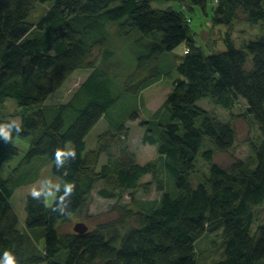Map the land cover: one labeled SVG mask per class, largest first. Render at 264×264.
I'll use <instances>...</instances> for the list:
<instances>
[{
  "label": "trees",
  "instance_id": "16d2710c",
  "mask_svg": "<svg viewBox=\"0 0 264 264\" xmlns=\"http://www.w3.org/2000/svg\"><path fill=\"white\" fill-rule=\"evenodd\" d=\"M157 1L168 0H0V124L15 120L3 114L12 99L23 109L21 119L15 120L22 127L18 136H32L13 172L0 177V259L11 250L19 264H201L196 242L208 231L223 237L224 256L214 264H264V0H215L214 25L230 27L242 14L252 24L261 23V32L240 47L226 36L227 49L210 54L197 43L185 11L171 4L157 6ZM185 1L207 6V0ZM46 2L50 6L39 20L30 21L37 3ZM126 21L144 48L136 73L126 83L150 70L136 85L128 84L129 94L159 79L158 57L186 43L176 66L179 76L142 137L157 147L160 164L138 161L128 142L112 137L113 132L105 134L96 151L87 149V136L103 117L123 135L126 120L137 116L134 110L117 115L127 95L123 99L115 74L91 60L100 48L105 59L113 56L108 25ZM84 67L92 70L71 97L46 105ZM203 98L224 108L243 98L261 136L252 142L248 158L228 166L212 162L206 179L193 186L191 175L202 145L209 141L203 155L212 160L215 151L229 150L237 139L231 121L197 103ZM16 137L15 132L9 142L0 137V168L20 153ZM69 144L75 155L57 165L56 150ZM102 152L107 161L98 170ZM38 158L53 162L60 186L51 205L43 195H26L20 227L11 197L36 178L31 169ZM160 168L173 180V190L158 178ZM146 174L158 179L162 194L145 210L124 208L117 220L84 233L60 230L61 221L88 207V196L99 182L104 184L98 190L101 196L120 200L141 186ZM66 182L74 190L64 196ZM150 186L142 184L146 190Z\"/></svg>",
  "mask_w": 264,
  "mask_h": 264
},
{
  "label": "rangeland",
  "instance_id": "374dc122",
  "mask_svg": "<svg viewBox=\"0 0 264 264\" xmlns=\"http://www.w3.org/2000/svg\"><path fill=\"white\" fill-rule=\"evenodd\" d=\"M169 4L175 9H183L185 11L191 21L197 43L208 54L226 50V36H230L236 46L240 47L244 42L256 39L261 32V23L252 24L242 14L230 27L225 24L214 25L212 17L215 0H207L205 8L199 5H191L190 2L185 0L155 2V5L163 7ZM49 6L50 2L37 3L30 14V21L36 23ZM108 26L110 29L108 47L113 49L114 54L110 58L105 59L104 49H96L91 60L115 74L118 85L123 91V99L127 95L119 105L117 115L122 116L127 111L134 110L137 111V116L134 119L126 120L123 135L117 134L107 119L103 117L88 134L87 149L90 152L96 151L105 134L113 132L112 137L124 139L128 142L130 148L135 152L138 161L141 163L157 161L160 164L161 160L157 147L143 142L142 137L147 129V122L153 119L155 111L162 106L167 94L174 86L175 79L179 76L176 66L180 62L181 56L184 55L186 43H181L173 51L158 57V68L162 71V76L159 79L137 93L129 94L127 93L128 84H131L129 86L136 85V83H139L148 76L150 71L149 68L145 69L126 83V80L136 73V60L144 48L140 47L137 41L139 34L132 27L130 21H126L125 24L110 22ZM91 70L89 67H84L75 71L60 89L49 96L46 105L56 106L68 100ZM197 103L222 120L231 121L236 129L237 139L229 150L215 151L212 160L207 159L203 155V152L210 146L209 141H206L202 145L197 156L196 167L191 175L193 186L198 185V183L206 179L212 162L228 166L236 159L248 158L253 154L252 142L258 140L261 136L259 124L254 115L249 112L247 102L243 98H239L237 103L231 108L217 105L209 98H203L197 101ZM22 112L23 109L12 99L7 101L3 110V114L6 117L18 121L21 119ZM31 142L32 136H17L15 138V143L19 146L20 153L1 166L0 177L6 178L13 172L30 147ZM71 147L72 145L69 144L68 149H71ZM106 161L107 154L102 152L97 169L99 170L100 166ZM52 166V161L45 158L36 159L31 169L36 178L31 182L19 186L11 197V202L19 215L20 227H23L26 217V195L31 194L34 187L42 185L45 188V192H47L50 189H54L58 184L59 177L53 174ZM158 178L163 181L166 188L170 190L174 189L173 180L163 168H160ZM157 180L154 179L152 174L144 175L140 180L141 186L132 192L129 191L120 200L101 196L98 190L104 184L103 182H99L88 196V207L83 212H77L67 220L61 221L59 224L60 230L62 232H72L74 231L75 223L79 221H84L89 225L90 229H93L98 224L117 220L124 213V208H131L136 211L145 210L155 200H158L162 194V190L158 189ZM146 182L151 183L149 190L142 187V184ZM49 199L51 200L50 203L48 202ZM54 199L55 197L46 198L47 204L51 205ZM129 224L134 225V220H131ZM222 241L221 232H205L196 242V257L198 261L201 264H214L221 259L224 256ZM44 242V239L40 240V247L44 245Z\"/></svg>",
  "mask_w": 264,
  "mask_h": 264
},
{
  "label": "clouds",
  "instance_id": "9594fccd",
  "mask_svg": "<svg viewBox=\"0 0 264 264\" xmlns=\"http://www.w3.org/2000/svg\"><path fill=\"white\" fill-rule=\"evenodd\" d=\"M22 131V127L19 123L15 120L0 124V137L4 139L5 142H9L13 140V133L15 132L17 136ZM75 150L74 149H67V148H58L55 153V161L57 165H62L64 160L67 156H74ZM50 183V181H49ZM59 184L55 186V188H59ZM65 189L64 196H67L74 190V184L71 182H66L63 184ZM50 189L45 192L44 186L34 187L32 189L31 195L35 198H40L42 195L46 198H53L55 197L56 190ZM48 202L50 203L51 200L49 199ZM63 211V209H61ZM0 264H19V259L17 255L11 250L4 251V257L0 259Z\"/></svg>",
  "mask_w": 264,
  "mask_h": 264
},
{
  "label": "water",
  "instance_id": "95a60500",
  "mask_svg": "<svg viewBox=\"0 0 264 264\" xmlns=\"http://www.w3.org/2000/svg\"><path fill=\"white\" fill-rule=\"evenodd\" d=\"M74 230L80 233H84L89 230V225L84 221H79L75 223Z\"/></svg>",
  "mask_w": 264,
  "mask_h": 264
}]
</instances>
